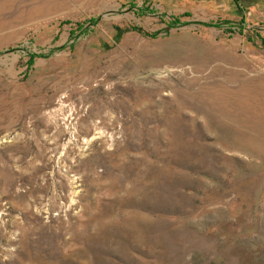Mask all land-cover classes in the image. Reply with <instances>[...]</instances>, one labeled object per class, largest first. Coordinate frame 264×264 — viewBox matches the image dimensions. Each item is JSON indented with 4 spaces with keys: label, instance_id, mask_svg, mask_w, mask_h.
I'll return each instance as SVG.
<instances>
[{
    "label": "rangeland",
    "instance_id": "374dc122",
    "mask_svg": "<svg viewBox=\"0 0 264 264\" xmlns=\"http://www.w3.org/2000/svg\"><path fill=\"white\" fill-rule=\"evenodd\" d=\"M0 0V264H264V0Z\"/></svg>",
    "mask_w": 264,
    "mask_h": 264
},
{
    "label": "trees",
    "instance_id": "16d2710c",
    "mask_svg": "<svg viewBox=\"0 0 264 264\" xmlns=\"http://www.w3.org/2000/svg\"><path fill=\"white\" fill-rule=\"evenodd\" d=\"M238 8H242L240 0H233Z\"/></svg>",
    "mask_w": 264,
    "mask_h": 264
}]
</instances>
